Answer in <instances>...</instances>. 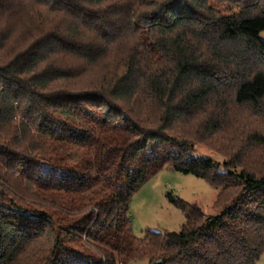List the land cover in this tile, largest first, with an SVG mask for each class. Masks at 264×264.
Returning a JSON list of instances; mask_svg holds the SVG:
<instances>
[{
    "label": "trees",
    "instance_id": "trees-1",
    "mask_svg": "<svg viewBox=\"0 0 264 264\" xmlns=\"http://www.w3.org/2000/svg\"><path fill=\"white\" fill-rule=\"evenodd\" d=\"M30 4L43 11L0 63V264H257L264 134L220 165L191 154L187 126L241 129V108L264 121V0H0V20ZM125 37L124 74L77 88ZM165 168L218 190V213L169 195L181 231L139 239L131 198Z\"/></svg>",
    "mask_w": 264,
    "mask_h": 264
},
{
    "label": "rangeland",
    "instance_id": "rangeland-1",
    "mask_svg": "<svg viewBox=\"0 0 264 264\" xmlns=\"http://www.w3.org/2000/svg\"><path fill=\"white\" fill-rule=\"evenodd\" d=\"M30 5H24L21 20L16 19L13 22L0 20V24L3 25V28H8V32L12 37L4 49L0 51L1 64L8 63L14 56L10 47L12 44L11 40H18L21 44H25L27 41L26 38H21V35L25 28L31 27L27 26L29 24V15L39 9L34 4ZM213 5L225 14L238 12L230 4L214 3ZM39 10L43 11L41 8ZM7 34L6 30L4 31L0 26V38ZM262 38L264 39V35ZM130 46L128 38L121 39L108 60L105 59L100 64L88 69L85 76L80 81L75 82V86L77 88H86L90 85H96L110 70H112L114 76H122L125 72L123 60L128 54ZM232 118L240 122L242 128L230 129L228 127L225 133L214 135L212 138L202 139L197 137V134H193L197 129L196 123L187 126V129H191L190 132L192 133L187 138L192 147L191 154L195 157L211 159L223 165L231 156L235 155L239 147L243 145L242 142L246 143L248 141L249 133L259 132L264 134V121L256 120L250 110L244 108L235 109ZM217 194L218 190L212 188L206 182L193 176L175 172L171 168H165L146 182L131 198L130 213L136 237L142 239L149 231L162 234L179 233L181 231L185 219L181 211L169 202V195L191 205H197L204 214L212 216L218 213L214 208ZM36 246H39V244ZM37 249L38 247H35L34 251L36 252ZM34 255L35 253L31 252L29 256L24 257L18 264H37L35 258L32 257ZM132 264L150 263L145 260ZM257 264H264V254Z\"/></svg>",
    "mask_w": 264,
    "mask_h": 264
},
{
    "label": "water",
    "instance_id": "water-1",
    "mask_svg": "<svg viewBox=\"0 0 264 264\" xmlns=\"http://www.w3.org/2000/svg\"><path fill=\"white\" fill-rule=\"evenodd\" d=\"M155 264H162L161 262H157V263H155Z\"/></svg>",
    "mask_w": 264,
    "mask_h": 264
}]
</instances>
